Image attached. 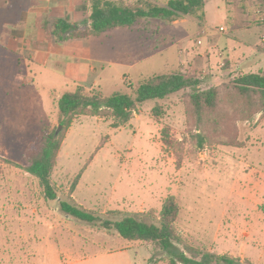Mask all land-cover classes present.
<instances>
[{"label":"rangeland","instance_id":"1","mask_svg":"<svg viewBox=\"0 0 264 264\" xmlns=\"http://www.w3.org/2000/svg\"><path fill=\"white\" fill-rule=\"evenodd\" d=\"M5 1L0 0V264H182L151 242L126 240L59 206L60 200L74 201L102 219L129 215L158 223L168 195L179 207L174 226L180 249L186 245L264 264L263 116L237 123L242 146L201 148L187 132L180 93L138 105L117 127L111 116L78 115L56 157L55 200L44 199L22 160L41 127L57 124L52 90L82 85L107 96L132 95L142 78L174 70L195 72L204 88L240 73H264V0H206L202 22L190 16L176 23L154 19L145 28L141 20L94 38L92 46L76 42L107 62L94 63L96 73L81 77L65 71L68 59L56 53L47 66H61L63 74L53 76L42 67L28 71L31 49L46 46L35 47L32 28L25 39L12 37L22 27L24 0H8L9 6Z\"/></svg>","mask_w":264,"mask_h":264},{"label":"trees","instance_id":"2","mask_svg":"<svg viewBox=\"0 0 264 264\" xmlns=\"http://www.w3.org/2000/svg\"><path fill=\"white\" fill-rule=\"evenodd\" d=\"M205 4L206 0H167L163 5L150 0H89L87 26L55 18L50 31L53 39L60 42L98 36L116 27H132L141 20L145 28L154 19L171 23L190 16L202 22ZM175 93L181 94L190 139L201 148L207 143L240 147L243 143L238 139L237 123L264 117V73L261 71L240 73L225 83L204 88L195 72L174 70L142 78L132 95L117 91L107 96L94 87L77 85L56 99L57 124L50 129L41 127L39 140L25 146L22 153L24 171L37 179L44 199L55 200L57 191L51 176L62 140L76 116H111L115 119L112 126L117 127L130 120L138 105L149 100H163ZM85 168L78 172L73 190ZM69 199L73 200L71 195ZM59 206L65 214L114 229L126 240L151 242L175 255L182 264H251L246 258L205 249L186 245L180 249L176 245L180 239L174 226L179 207L173 195L166 196L162 202L158 223L129 215L119 220L102 219L74 201L60 200Z\"/></svg>","mask_w":264,"mask_h":264},{"label":"crops","instance_id":"3","mask_svg":"<svg viewBox=\"0 0 264 264\" xmlns=\"http://www.w3.org/2000/svg\"><path fill=\"white\" fill-rule=\"evenodd\" d=\"M5 5L9 6L8 0L5 1ZM23 5V16L20 18L22 21V27L15 28L12 37L18 41L22 38L25 39L26 29L32 28L36 31L37 37L35 42L37 44H34L35 47L39 48L41 47V44L46 46V48L41 47L37 50L31 49L32 52H35V55L30 58L29 62L31 65L28 71L40 70L42 67V70L44 68V70H47L50 75L54 76L59 73L63 74L66 69L67 71L72 69L70 72H74L75 76L81 77L86 73H96L97 67L94 63H98L102 67L103 64H107L104 60L95 57L94 51H87L83 46L77 45L76 42L85 41L88 44H91L94 38H100L102 35L108 34L112 29L105 31L98 36L69 39L60 42L53 39L51 35V23L55 18H63L68 22L78 24L81 27L87 26L90 13L89 0H24ZM174 23H176V21ZM121 27L128 29L126 26ZM15 33L18 35L15 36ZM90 46H92V44ZM24 47L25 43L23 44V48ZM55 53L60 57L68 59L67 65L64 66L65 71L61 70V66H47V59L53 57V54ZM22 78L24 79L25 77L22 76ZM76 86L77 85H75L74 88ZM89 88L93 87L91 86ZM71 90H63L62 92ZM54 92L57 93V98L62 93L56 92L55 90H52L51 93ZM240 258L244 259V257Z\"/></svg>","mask_w":264,"mask_h":264},{"label":"built area","instance_id":"4","mask_svg":"<svg viewBox=\"0 0 264 264\" xmlns=\"http://www.w3.org/2000/svg\"><path fill=\"white\" fill-rule=\"evenodd\" d=\"M257 12H259V10ZM218 30L223 32L224 31V27H219ZM197 42L200 44L201 40L199 39Z\"/></svg>","mask_w":264,"mask_h":264}]
</instances>
